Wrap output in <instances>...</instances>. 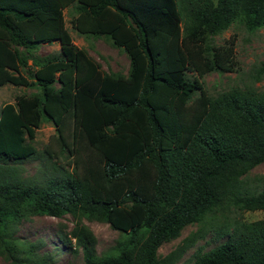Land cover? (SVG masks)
I'll return each instance as SVG.
<instances>
[{"label":"trees","instance_id":"obj_1","mask_svg":"<svg viewBox=\"0 0 264 264\" xmlns=\"http://www.w3.org/2000/svg\"><path fill=\"white\" fill-rule=\"evenodd\" d=\"M70 7L79 35L127 55V74L105 72L75 46ZM234 23L263 29L264 0H0V88L38 90L0 113V255L49 264L51 256L16 241L15 229L35 216L71 215L78 222L63 240L84 264H177L200 231L163 258L159 249L186 226L230 210L264 211V189L244 182L264 162V91L212 97L201 82L235 71L234 43L212 42ZM55 42L60 56L32 57L31 70L27 52ZM45 120L69 154L85 144L99 163L80 175L58 167L41 183L23 179L20 166L38 157L32 141ZM83 219L120 233L115 246L98 255ZM217 237L225 241L195 251L191 264H264V220H227Z\"/></svg>","mask_w":264,"mask_h":264},{"label":"rangeland","instance_id":"obj_2","mask_svg":"<svg viewBox=\"0 0 264 264\" xmlns=\"http://www.w3.org/2000/svg\"><path fill=\"white\" fill-rule=\"evenodd\" d=\"M64 16L66 28L69 30L76 47L85 49L105 72L127 74L129 59L123 51L114 48L107 39L79 35L72 26V19L77 16L74 7L66 9ZM212 42L216 47L225 46L230 42L234 43L236 67L235 71L231 73L214 72L202 77L201 82L208 95L216 97L233 89L254 88L258 91H264V77L261 81L256 80L258 70L264 66V28L249 32L242 24L234 23L228 30L213 38ZM60 49V43L55 42L50 45H43L35 52H27L30 56L29 67L34 70L32 57H57L60 56ZM20 51L25 52L23 48H20ZM190 75L192 77L197 76L196 74ZM37 92L36 88L12 85L1 87L0 113L6 104H16L18 98H30ZM72 132V123H70V128L65 133L66 141L70 146L73 143ZM58 137L54 124L45 120L32 141L38 152V157L26 161L20 166V175L23 179L41 183L51 176L54 168L58 167H63L66 172L80 175L85 172L88 165L96 166L99 163L97 155L89 150L85 144H83V148H77V153L69 154V151L58 143ZM47 153H50V156ZM244 178L246 186L257 192L262 191L264 189V162L252 169ZM233 218L252 223L264 220V211L239 213L230 210L224 214L209 215L202 223L186 226L178 239L162 244L159 249L160 257H165L181 246L185 238L200 231L201 237L196 239L195 245L188 249L177 263L191 264L194 261L193 254L195 251L203 248L207 252L225 241V239L220 240L217 237V232L223 228L227 220L231 221ZM77 222L71 215L62 218L35 216L22 221L16 227L14 238L20 243L32 244L39 256H51L53 260L49 264H84L82 252L76 253L75 247L63 240ZM81 223L86 225L95 235L98 255H102L113 248L120 236V233L114 231L107 223L86 219H83ZM0 264L11 263L0 255Z\"/></svg>","mask_w":264,"mask_h":264}]
</instances>
